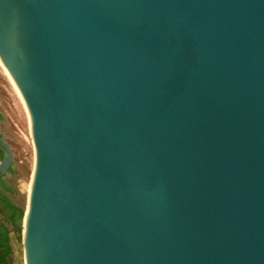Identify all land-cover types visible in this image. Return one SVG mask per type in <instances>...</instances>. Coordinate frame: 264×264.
Here are the masks:
<instances>
[{"label": "water", "instance_id": "water-1", "mask_svg": "<svg viewBox=\"0 0 264 264\" xmlns=\"http://www.w3.org/2000/svg\"><path fill=\"white\" fill-rule=\"evenodd\" d=\"M0 61L25 264H264V0H0Z\"/></svg>", "mask_w": 264, "mask_h": 264}, {"label": "rangeland", "instance_id": "rangeland-1", "mask_svg": "<svg viewBox=\"0 0 264 264\" xmlns=\"http://www.w3.org/2000/svg\"><path fill=\"white\" fill-rule=\"evenodd\" d=\"M0 110L3 112L0 129L14 151L12 169L4 174L3 178L12 185L13 193L11 196L18 203L26 205L35 162L30 120L24 103L1 65ZM11 240L14 248V264H24L22 238L15 231H12Z\"/></svg>", "mask_w": 264, "mask_h": 264}, {"label": "trees", "instance_id": "trees-1", "mask_svg": "<svg viewBox=\"0 0 264 264\" xmlns=\"http://www.w3.org/2000/svg\"><path fill=\"white\" fill-rule=\"evenodd\" d=\"M12 193V185L0 175V264H14L12 231L23 237L25 205L18 203Z\"/></svg>", "mask_w": 264, "mask_h": 264}, {"label": "bare ground", "instance_id": "bare-ground-1", "mask_svg": "<svg viewBox=\"0 0 264 264\" xmlns=\"http://www.w3.org/2000/svg\"><path fill=\"white\" fill-rule=\"evenodd\" d=\"M0 65H1L2 68L4 69L6 75L8 76L9 80L11 81V83H12L13 86H14V88L16 89V91H17V93H18L20 99L22 100V102H23L24 105H25V102H24V100H23V98H22V96H21V94H20V92H19V90H18V88H17V86H16V83H15V81H14L12 75H11L10 72L7 70V68L2 64L1 61H0ZM25 108H26V111H27V114H28V118H29V113H28V110H27L26 105H25ZM29 120H30V118H29ZM30 191H31V188H30ZM24 260H25V254H24ZM24 264H25V263H24Z\"/></svg>", "mask_w": 264, "mask_h": 264}, {"label": "flooded vegetation", "instance_id": "flooded-vegetation-1", "mask_svg": "<svg viewBox=\"0 0 264 264\" xmlns=\"http://www.w3.org/2000/svg\"><path fill=\"white\" fill-rule=\"evenodd\" d=\"M2 117H3V112L0 110V120L2 119ZM0 134L4 138V140L10 145V143L5 139V136H4L3 132L1 131V129H0ZM10 147H11V145H10ZM11 149H12V147H11ZM12 151H13V149H12ZM13 154H14V151H13ZM0 156H1V159H4L5 156H6V154H5V152H4L2 147H0ZM13 157H14V155H13ZM12 166H13V163H12ZM12 166H10V168H9V170L7 172L11 171ZM1 176H4V175H1Z\"/></svg>", "mask_w": 264, "mask_h": 264}]
</instances>
